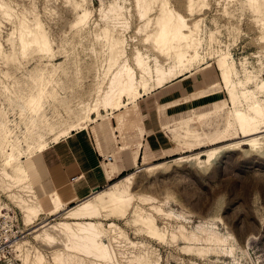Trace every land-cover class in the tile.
Returning a JSON list of instances; mask_svg holds the SVG:
<instances>
[{"label":"rangeland","instance_id":"obj_1","mask_svg":"<svg viewBox=\"0 0 264 264\" xmlns=\"http://www.w3.org/2000/svg\"><path fill=\"white\" fill-rule=\"evenodd\" d=\"M138 1L0 0V124L3 123L0 125V180L6 181L3 160L10 149L5 132L13 130L15 144H25L26 122L32 115L28 100L32 96L38 98L45 89L41 112L47 121L56 125L76 115L82 105L102 97L109 81V77L104 80L109 54L104 29L113 28L115 36V19L110 12L115 5L121 6L123 13L116 35L125 39V54L132 65L139 51L153 56L158 53L149 37L155 32L160 14L174 9L191 26H200L199 61L205 60L200 68L208 62L216 72L218 80L215 81L219 84L210 91H220L216 100L224 99V106L208 115L204 124L195 123L190 136L196 145L191 149L139 166L163 163L161 169L128 172H134L133 207L125 216L104 220L105 226L114 222L123 231L120 242H113L112 248L118 264H135L128 260V252H139V247L127 245L128 241L144 243L147 255L151 259L160 255L161 264H264V136L263 145L258 149L251 150L246 144L225 148L242 138L234 129L229 136L233 139L222 141L234 118L227 89L217 69L218 53L230 52L239 72L237 82L245 81L251 73L253 80L246 88L258 99H264V90L257 88L258 82L264 79V0H259L260 6L253 5L251 0H194L192 8L190 0ZM86 10L89 12L83 16ZM23 21L28 26L41 24L52 44L51 57L36 49L22 50ZM196 67L199 66L195 65L192 70ZM238 91L244 101V88L238 85ZM47 139L53 142V135L47 134ZM216 147L223 150L216 160L207 164H204L207 158L204 154L198 161H175L177 157ZM128 174L119 177L122 179ZM12 190L20 192L16 187ZM36 192L41 199L51 193L37 187ZM10 193L0 187V264H33L36 249L45 264H56L54 246L36 238L43 224L34 228L27 225L22 209ZM143 197L150 200L143 201ZM134 206L152 213L161 228L170 225L169 229L178 234L177 241L172 243L169 239L166 244L159 243L139 232V224L133 222ZM164 211H171L174 216L165 218ZM45 218L42 215L36 223ZM64 220L61 213L47 222L52 225ZM181 227L184 236L180 234ZM110 234L114 235V231L110 230ZM27 252L26 263L23 258Z\"/></svg>","mask_w":264,"mask_h":264},{"label":"bare ground","instance_id":"obj_2","mask_svg":"<svg viewBox=\"0 0 264 264\" xmlns=\"http://www.w3.org/2000/svg\"><path fill=\"white\" fill-rule=\"evenodd\" d=\"M251 1L253 5L260 6L259 0ZM194 3H196L194 0H190V8ZM88 12L86 10L83 16H86ZM110 12H113L115 19V36L113 28L104 29L109 49L104 80L109 77V81L102 97L94 103L82 105L76 115L62 124L56 125L47 121L46 116L41 112L43 106L41 96L47 94L45 89H42L38 98L32 96L28 100L32 115L26 122L25 144L22 146L15 144L16 141L12 139L13 130L8 129L5 132L6 143L9 144L10 149L4 155V172H2L6 181L1 179L0 187L10 190V196L18 202L27 225H33L34 228L36 225L43 224L42 232L38 233L36 238L41 243L54 246L53 259L56 264H88V262L90 264H118L111 244L120 242L119 238L123 235V231L117 229L118 227L114 222H111L109 227L105 226L104 220L125 216L133 207L135 200V195L132 192L134 172L112 182L108 187L81 203L68 207L55 192L48 194L46 199L40 198L24 164V157H29L47 148L50 144L47 134L53 135V142H57L73 131L85 128L98 120L103 116V111L110 112L127 107L137 102L144 95L163 88L170 82L191 72L195 65L200 68V64L205 61H199L202 46V39L198 36L200 26L198 24L191 26L185 17L174 9H170L167 13L160 14L161 17L157 22L155 32L149 37L158 53L153 56L145 55L139 51L134 58L135 65H132L125 54V39L116 35L117 24L123 18L122 7L115 5ZM103 14L105 18L108 17L107 13ZM20 43L24 52L36 49L41 53L52 55L51 41L40 23L28 26L23 21ZM217 69L222 84L227 89L228 99L231 103L230 110L234 118V122L229 124L227 134L222 141L233 139L229 136L231 135L230 131L234 129L240 132L242 138L239 142L230 144L225 148L239 144H246L251 150L260 148L263 145L261 140L264 136V99H258L255 93L246 88L253 80V76L250 73L245 81L237 82L239 72L230 52L218 53ZM238 85L244 88V101L240 98ZM257 88L261 91L264 90V79L258 82ZM0 125L3 126V123ZM260 134L263 135L260 136ZM222 150L223 148L216 147L202 153L183 155L174 159L176 162L193 161L194 159L198 161L202 158L201 154H204L207 156L204 159L206 160L204 164H207L209 161L216 160L217 154ZM162 166L163 163H160L138 170L150 171L161 169ZM14 187L19 188L20 192H13ZM141 199L143 201L150 200V198L144 197ZM151 207L156 208L154 205ZM133 209V222L139 224V232L159 243L166 244L169 239L172 240V243L177 241L178 234L169 229L170 225L161 228L152 213L146 212L140 206ZM61 213L64 221L52 225L47 222L48 219ZM42 215H45L46 218L42 222L36 223ZM163 215L165 218L174 216L171 211H164ZM108 228L114 231V235L110 234ZM179 231L184 236L183 227ZM108 239L110 242L107 243L106 240ZM127 245L139 247V252L136 250L128 252L129 261L135 264H161L160 255L155 259H151L147 255L148 248L144 243L128 241ZM23 259L26 263L29 261L28 252ZM33 264H45L44 257L38 249H36Z\"/></svg>","mask_w":264,"mask_h":264},{"label":"crops","instance_id":"obj_3","mask_svg":"<svg viewBox=\"0 0 264 264\" xmlns=\"http://www.w3.org/2000/svg\"><path fill=\"white\" fill-rule=\"evenodd\" d=\"M202 68L127 107L104 111L87 127L24 157L35 188L55 192L66 206H75L139 166L191 149L195 123L204 124L224 106V99L216 100L220 91H210L219 84L216 72L208 62ZM98 187L102 189L93 192Z\"/></svg>","mask_w":264,"mask_h":264},{"label":"water","instance_id":"obj_4","mask_svg":"<svg viewBox=\"0 0 264 264\" xmlns=\"http://www.w3.org/2000/svg\"><path fill=\"white\" fill-rule=\"evenodd\" d=\"M101 188L100 187H98V188H96L93 192H97V191H99Z\"/></svg>","mask_w":264,"mask_h":264},{"label":"built area","instance_id":"obj_5","mask_svg":"<svg viewBox=\"0 0 264 264\" xmlns=\"http://www.w3.org/2000/svg\"><path fill=\"white\" fill-rule=\"evenodd\" d=\"M109 159H111V156H109Z\"/></svg>","mask_w":264,"mask_h":264},{"label":"trees","instance_id":"obj_6","mask_svg":"<svg viewBox=\"0 0 264 264\" xmlns=\"http://www.w3.org/2000/svg\"><path fill=\"white\" fill-rule=\"evenodd\" d=\"M124 176V175H123Z\"/></svg>","mask_w":264,"mask_h":264}]
</instances>
